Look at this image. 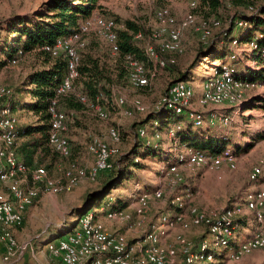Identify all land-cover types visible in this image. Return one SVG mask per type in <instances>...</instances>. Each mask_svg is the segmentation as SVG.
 Returning a JSON list of instances; mask_svg holds the SVG:
<instances>
[{"label": "built area", "instance_id": "2783aa9c", "mask_svg": "<svg viewBox=\"0 0 264 264\" xmlns=\"http://www.w3.org/2000/svg\"><path fill=\"white\" fill-rule=\"evenodd\" d=\"M197 5L196 0H191V11L179 23L167 9L158 12L159 27L145 44L143 50L145 61H140L133 55L126 57L128 83L132 88L149 87L151 81L164 70L168 62L174 63L173 58L165 60L161 54L181 53L182 32L186 29H193L201 41L206 42L210 39L212 30L218 28L220 24L215 19L204 18L196 22ZM248 13L256 15L257 10L249 7ZM121 28L122 25L112 18L93 15L85 20L74 34L43 48L52 57L62 55L66 59V76L57 87L56 95L48 107V144L63 158H69L72 149L66 136L68 117L58 107L60 97L73 96L85 104L87 111L100 121L108 120L109 108L127 118L134 114L168 111L175 115H185L194 127H201L208 122L212 126L224 129L233 121V114L242 109L247 93L259 87L237 79L233 68L225 64L219 70L213 69L212 76L204 81L200 95L195 93L189 83L176 82L169 87L165 95L154 102L150 110L139 100H132L127 104V100L117 92V88L112 89L109 99H105V106L98 102H88L75 87L79 52L85 47L87 38L94 35L108 47L112 55H115L118 52L117 32ZM136 38L141 39V34ZM248 48L264 61V50H260L255 41H251ZM235 55L233 53L228 59L235 60ZM22 57L23 54L19 51L18 59L12 60L10 66H15ZM11 94L12 89L0 82V104ZM193 104H198L202 108L223 104L227 107L221 112L210 111L206 117L195 109ZM228 110L233 113L228 114ZM182 125L183 122L174 124L163 133L157 130L156 122L151 126L154 128L151 136L154 141H160L164 134L174 148L171 162L162 172V178L166 181L165 185L169 191H175L184 183L182 172L184 169H207L218 173L224 169L230 171L237 169V156L229 148L215 154L191 148L179 149L177 132L182 129ZM17 126L18 121L12 115L11 109L0 106V247L3 250L0 256L7 264H14L22 254L23 249H18L12 230L24 225L28 208L41 196L69 193L81 181L95 182L99 173L111 170L112 159L121 155L118 148L111 147L101 139L92 138L87 147L88 154L93 158L90 168H82L72 162L65 171L63 180L49 177L43 169L29 173L15 153ZM137 133L147 146L158 144L151 141L145 127L139 128ZM108 137L114 143L120 141L119 132L113 127L108 129ZM261 176L262 169L254 168L248 174V181L255 183ZM164 197L165 193L161 187H157L151 193L140 194L132 203L133 211L140 215L147 208L148 199L160 201ZM171 205L173 214L162 215L157 225L151 226V229L144 233L142 240L134 244L128 243L123 236L109 234L99 223V215L93 210L87 211L78 217L68 233L49 243L47 252L57 264H221L220 260H216L217 255L210 249L207 239L202 240L198 246H194L193 242L180 235L173 241H168L169 229L174 225H180L183 229L190 226L205 228L215 247L228 250V261L238 262L255 251H261L264 255V188L248 192L241 204L237 203L210 214L202 213L194 207H186L181 197L173 198ZM244 209L252 215L254 229L250 237L236 243L235 232L239 227V221L246 215ZM99 212L104 213L108 220L128 221L130 216L126 208H112L109 203L106 207H101ZM185 212L189 214V223L184 221Z\"/></svg>", "mask_w": 264, "mask_h": 264}, {"label": "rangeland", "instance_id": "374dc122", "mask_svg": "<svg viewBox=\"0 0 264 264\" xmlns=\"http://www.w3.org/2000/svg\"><path fill=\"white\" fill-rule=\"evenodd\" d=\"M44 1L46 0H0V39L4 40L8 35L5 27L7 21L15 16H31L34 10ZM190 2L191 0H100L99 5L104 8V11H95L94 15L106 16L109 13L113 15V17H118L120 21H131L138 26H142L147 31L149 39L159 27L157 14L161 9H167L176 22L179 23L191 11ZM256 6H264V0H257ZM233 11L234 10L230 7H226V9L221 11L222 18L220 17V22L222 29L227 28V18ZM247 15L254 16L249 13ZM195 17L196 22H199V20L203 17L205 18L206 15L204 11L198 9L195 10ZM209 19L213 20L215 18ZM242 27L246 28V25L240 22V26L237 27L236 31ZM217 31L214 30L216 33ZM234 42L233 53L236 54V59L233 60V62L240 59L243 65L246 64L249 68H256L258 65L255 64V61L252 59L250 60L251 57L249 58L251 51H249L248 45L251 41L241 45L237 43L234 44ZM199 44L198 35L193 29L188 28L182 32V51L180 54L181 57H184V60L182 59L180 67L184 68L190 63L195 56ZM88 45L93 48H98L99 51L96 53L98 57H100L101 54H105V56L110 58L115 57L110 54L107 46L101 41L91 38L88 41ZM44 60L42 55H35V53H33L25 55L15 66H1L0 82L4 86L13 89L12 87L18 86L21 79L26 74L32 70L40 69ZM226 63L231 64L232 61L227 59ZM213 69L214 68L209 67L205 70L207 72L205 78L203 77L201 80L197 79L190 83L197 95L202 93L204 81L212 76ZM202 74H204V71L203 73L201 71L200 75ZM156 80L152 81L150 86L145 90L134 89L126 84L123 87H118L117 92L127 100V104L132 100H139L150 110L154 102L161 96L163 90L167 87V80L162 75ZM253 96L262 97L260 99L263 103L255 105L259 100L256 99L257 101L255 100L254 102L249 101L247 109H245V107L236 114H233V121L226 128H218V126H212L208 122H205L201 127H193L194 131L201 137L205 134L208 127V129L210 128L209 130L212 129V135H217L218 137L226 136L231 139L233 151L238 159V166L235 171L224 169L218 173L207 169H184L182 171L184 183L175 191L171 192L165 185L166 181L162 178V172L167 169V159L173 154L174 148H172L169 142L167 147H162L161 144H159L158 148L161 149L159 151L161 157L158 155L154 158L142 161V169L133 170L134 175L132 178L127 179L116 190L112 191L107 199V202H109L112 208L120 207L121 204H125L124 206L128 207L130 206L131 209H127L128 207L126 208L128 214H130L129 220H108L104 216V213L99 212L100 208L93 210L99 215L98 221L103 228L109 234L123 236L128 243L134 244L138 240H142L144 233L151 229V226L157 225L162 215L166 213H168V215L173 214L174 210L171 201L175 197H181L186 207H194L202 213L210 214L229 208L237 203L241 204L248 192L264 188V87L259 86L257 89L249 91L246 95V100L248 101V99ZM195 105L197 108H201L206 112L203 113L206 117L210 111L221 112L225 111L227 107L226 104L217 106L212 105L207 108L199 107L198 104ZM108 111L109 118L106 121L98 120L87 110H84L82 113H75L73 117L70 114L67 115L68 131L66 135L72 146L73 160L78 166L86 169L92 166L93 158L87 152V146L92 138L101 139L111 147L118 148L120 154L127 153L138 139L139 136L137 137L138 133H136L135 126L138 121L143 120L147 114H134L131 118H127L120 116L110 108ZM230 111L228 110L227 112L231 115L233 111ZM22 112L24 111H12V115L18 121V125L19 118H22L28 122V124L32 123L34 120L32 113L29 115ZM186 120L188 122L187 117ZM75 122H78L79 127H74V125L73 127H69L71 124H75ZM112 127L119 132L120 141L118 143L112 142L108 137V129ZM151 129L152 127L149 126L148 134L151 141L153 143H160L162 139L157 142L151 137L153 136ZM55 157L53 161L54 167L50 175L54 179L63 180L65 169L68 166V160L59 158L58 156ZM116 159L117 158H114V160ZM119 166H121V164H119ZM254 168H261L262 176L257 182L250 183L248 181V174ZM116 169L117 168L113 167L112 172ZM100 181H102V178L96 179L95 182L81 181L69 193L44 195L46 197L51 196V199L50 202L44 204L46 208H42L43 211L39 208V211L34 216V229L39 232L47 222H55L56 224L60 222L63 223V217L56 206L59 207L65 204L64 196L71 199V201H68V199L66 200L69 206L75 205L74 210L81 209L84 204L85 194L88 192H96L100 188ZM157 187H161L165 193V197L160 201L154 200L153 198L148 199L149 204L143 213L140 215L135 214L132 203L135 202L138 195L151 193ZM39 199L33 205H35ZM244 212L246 215L235 232L236 243L250 237L254 229L252 215L247 209H244ZM78 217L76 213L66 215L65 220L68 228H71L75 224ZM183 218L186 223H189L190 217L187 212L184 213ZM26 221H28V215ZM168 232V241L170 242L179 235L190 242L205 237L210 244V249L217 255L216 260H220L221 264H264V255L261 251H255L238 262L228 261V250L215 247L212 244L211 238L206 235L205 228L201 226H190L188 229H183L180 225H174ZM12 236L17 243L18 249L22 248L24 254L28 244L19 241L18 238H15L13 233ZM47 241L42 244L45 252H47L50 243ZM194 246L196 245L194 244ZM0 253L2 254L3 250H1ZM17 254H19L18 250Z\"/></svg>", "mask_w": 264, "mask_h": 264}, {"label": "trees", "instance_id": "16d2710c", "mask_svg": "<svg viewBox=\"0 0 264 264\" xmlns=\"http://www.w3.org/2000/svg\"><path fill=\"white\" fill-rule=\"evenodd\" d=\"M99 1L46 0L37 7L31 16H15L5 23L8 35L6 39H0V67L4 65L10 66L12 60L18 59L19 51L22 52L23 57L27 54L35 53V55H42L45 59L42 67L29 72L23 83L12 89L11 96L0 104L1 107H8L11 111L25 110L31 112L37 118L35 124L18 125L16 131L15 153L18 160L26 166L29 173L34 170L43 169L49 177L53 178L50 172L54 167L53 161L56 158L55 156L68 160V166L70 163L75 162L73 154L69 158H63L55 153L48 144V107L56 95L57 87L66 76L67 66L66 59L62 55L52 57L43 48L74 34L85 20L94 15L95 11L103 12L104 8L99 5ZM196 1L198 3L196 10L199 9L205 12L206 17L203 18H215L220 26L212 30L211 41L210 39L206 42L201 41L198 36L200 44L196 49L195 56L184 68L180 67V53L161 54L165 60L173 58L174 63L168 62L164 70L153 79L155 80L162 75L167 80V87L163 90L160 97L165 95L169 87L176 82L190 84L197 79H202V75H200L201 71L203 73L209 67L219 70L222 65L228 64L226 63L227 59L234 52V41L238 45L255 41L258 48L264 50V6L257 7V0ZM226 7H230L234 11L227 18V28L222 29L220 22L221 11L226 9ZM249 7L254 11L257 10V14L254 16L247 15ZM98 16L112 18L116 23L122 25V28L117 32L118 52L114 55V58L105 56V54H101L100 57L96 56V53L99 51L98 48L89 46L88 41L91 38L97 41L100 40L94 35L89 36L85 47L79 52L78 78L75 81V87L79 93L86 97L88 102H98L100 105L105 106V99L110 98L112 89H118V87H123L126 84L129 85L126 57L133 55L140 61H145L143 50L149 36L142 26H138L131 21H120L118 17H113L109 13L106 16ZM240 22H243L246 28L242 27L236 31ZM214 30H218L217 33ZM138 34H141V39L136 38ZM108 51L110 52L109 49ZM249 58L256 62L258 65L256 68H249L246 64L243 65L240 59L232 61L229 65L233 68L237 79L264 87L263 58L256 56L254 52H251ZM260 98L262 97L253 96L248 101L246 100L242 109L245 107L247 109L249 101L254 102L257 99L259 102L256 100L255 105L263 103ZM58 107L66 116L70 114L72 117L75 113H82L84 110H87L86 105L77 101L73 96L60 97ZM172 116L178 119L173 121L171 120ZM184 116L175 115L168 111L150 113L143 120L139 121L135 128L137 131L139 128L146 127L147 125L152 126V123L156 122L161 129V127L168 128L174 124L183 122L182 129L177 132L180 145L208 154L219 153L226 148L233 151L231 139L226 136L218 137L214 135L209 137L205 142L193 141L192 138L194 137L191 134V129L194 126L189 121L187 124L186 122L184 123L182 119ZM66 124L67 133L68 119ZM73 125L74 127H79L78 122L71 124L69 127H73ZM188 133L192 136L191 138L187 136ZM67 139L71 146L68 137ZM158 147L159 144L147 146L145 141L138 137L135 144L127 153L116 156V160L112 159V168L115 167L117 168L116 170L112 172L111 168L107 172L99 173L96 179L102 178V181L99 183L100 188L96 192L86 193L83 207L72 211L71 214L76 213L79 216L81 213L108 205L107 199L110 193L122 185L124 181L132 178L134 175L133 170L142 169V161L158 155L161 157V153H159L161 149ZM170 162L171 156L168 157L166 165ZM125 207L124 205H120V207L116 208L125 209ZM241 222L242 220L239 221L240 225ZM206 235L209 237L207 231ZM204 239L206 238H198L193 240V242L197 246Z\"/></svg>", "mask_w": 264, "mask_h": 264}, {"label": "crops", "instance_id": "0c3cea01", "mask_svg": "<svg viewBox=\"0 0 264 264\" xmlns=\"http://www.w3.org/2000/svg\"><path fill=\"white\" fill-rule=\"evenodd\" d=\"M182 59L184 60L183 56L179 57L180 63L182 62ZM206 73L207 72L204 71V74H202V79H203V77L204 78L206 77ZM28 74H26L22 79H25ZM22 79L20 81V84L23 83V81H24ZM155 80H153V81H155ZM15 87L16 86H13L12 88L14 89ZM193 106L198 111H200L202 113H206L203 109L197 108L195 104H193ZM22 111H24V112H22L24 114L25 113H27L29 115L31 114V112H28L25 110H22ZM22 116H24V115H22ZM32 116H33L34 120L30 124H35L37 121V118L33 114H32ZM177 119L178 118L175 116H172V118H171V120H173V121L177 120ZM182 119L184 120V123L186 122V124H187L186 117L184 116ZM30 124H28V122H26L22 118L21 119L19 118V125L20 126H26V125H30ZM149 126L150 125H147L145 128L148 130ZM166 129H167V127H161V129L159 127L157 128V130L162 131V133ZM209 129L207 127V131L205 132V134L202 137L200 135H198V133L196 131H194V129H191L192 130L191 134L194 137V138H192V140L195 142H205L209 137L214 136L211 134L213 132V131H211L212 129L211 130H209ZM153 131H154V128L151 129V132H153ZM187 136H189L190 138L192 137V136H190L189 133L187 134ZM158 144H161L162 147H165V146L167 147L169 145L164 134H162V141ZM179 148L183 149L186 147L184 145L181 146L179 143ZM50 199H51V196L41 197L35 205H33L32 207L27 209L26 213L28 215V221H26L22 227L15 228L12 230V233L14 234L15 238H18L19 241L26 242L28 244V247H26L25 253L23 254V252H22V254L19 256V258L17 260H15L14 264H57L56 262H54L51 259L49 253L45 252L43 250L42 244L44 242H46L47 240H48L47 242H51V241H55V240L61 238L62 236H64L66 233H68L73 228V226L75 224L71 228L70 227L68 228V226L66 225L65 217H66V215H71L72 211L75 209V205L69 206L66 199H68V201H71V199L67 196H64L65 204L62 206H59V207L56 206V208L61 213V216L63 217V220H64L63 223L60 222V223L56 224L55 222H47L45 224V226L42 228V230L37 232V230H35L33 227L34 226V222H33L34 216L39 211V208L42 211H43L42 208H44V209L46 208V206L44 204L47 202H50ZM123 205H125V204H121V206H123ZM127 207L128 206H126L125 208H127ZM129 208H130V206L127 209H129ZM107 227H110V226H107ZM140 241L138 240L137 242H140ZM1 250H2V248L0 247V252H1Z\"/></svg>", "mask_w": 264, "mask_h": 264}, {"label": "water", "instance_id": "95a60500", "mask_svg": "<svg viewBox=\"0 0 264 264\" xmlns=\"http://www.w3.org/2000/svg\"><path fill=\"white\" fill-rule=\"evenodd\" d=\"M84 213H85V212H84ZM84 213H81V215L84 214ZM79 216H80V215H79ZM0 264H7V263H5V262L2 260L1 256H0Z\"/></svg>", "mask_w": 264, "mask_h": 264}]
</instances>
